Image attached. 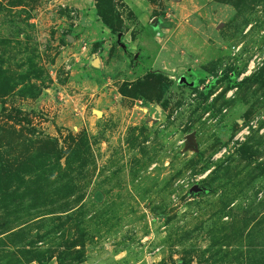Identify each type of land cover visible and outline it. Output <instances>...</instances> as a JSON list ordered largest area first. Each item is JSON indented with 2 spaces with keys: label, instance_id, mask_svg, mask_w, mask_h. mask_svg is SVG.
Masks as SVG:
<instances>
[{
  "label": "rangeland",
  "instance_id": "rangeland-1",
  "mask_svg": "<svg viewBox=\"0 0 264 264\" xmlns=\"http://www.w3.org/2000/svg\"><path fill=\"white\" fill-rule=\"evenodd\" d=\"M0 264H264V0H0Z\"/></svg>",
  "mask_w": 264,
  "mask_h": 264
},
{
  "label": "trees",
  "instance_id": "trees-1",
  "mask_svg": "<svg viewBox=\"0 0 264 264\" xmlns=\"http://www.w3.org/2000/svg\"><path fill=\"white\" fill-rule=\"evenodd\" d=\"M85 147H86V141H84L83 138H80V142L77 143L75 147L73 148L74 151L71 150L69 151V153L66 151L67 163L70 164L76 158L80 157L82 153L84 152ZM53 149L51 148L47 150L48 153L41 152V155L43 158H41L40 154H38L35 158L33 157L28 158V161L30 162V164L25 163V166H27L28 168L18 167L15 171H12L11 173H6L5 174L6 179H8V177H11L13 175H17L18 177H20V175H24V173L25 174L34 173L38 177V179L37 177H35L33 181L34 183L38 184V191H42L41 189L43 185H41L40 183L43 181L44 186L49 185L50 181L48 180L49 178L47 177V175L48 174L52 175L54 168L61 167L60 161H59L60 152L56 148L54 149L57 151V156L55 157V160L54 161L51 160L52 158L51 155H50L51 158L49 157V154L53 152ZM38 180H39V183H38Z\"/></svg>",
  "mask_w": 264,
  "mask_h": 264
},
{
  "label": "crops",
  "instance_id": "crops-1",
  "mask_svg": "<svg viewBox=\"0 0 264 264\" xmlns=\"http://www.w3.org/2000/svg\"><path fill=\"white\" fill-rule=\"evenodd\" d=\"M62 1H64V2H68V3H71L73 0H62ZM83 2V1H82ZM85 5V3H82V5ZM87 11H89L88 13H91V9L90 10H84V8L82 7V8H80L79 9V13L81 14L82 12H84V14H82V15H87ZM89 16H91L90 14H89ZM92 24H97V22H93Z\"/></svg>",
  "mask_w": 264,
  "mask_h": 264
}]
</instances>
